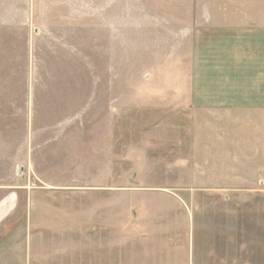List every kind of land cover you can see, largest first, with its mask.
Segmentation results:
<instances>
[{
  "label": "rangeland",
  "instance_id": "1",
  "mask_svg": "<svg viewBox=\"0 0 264 264\" xmlns=\"http://www.w3.org/2000/svg\"><path fill=\"white\" fill-rule=\"evenodd\" d=\"M209 1L0 0V189L17 202L5 235L23 249L33 234L37 264L104 248L121 262L153 250L139 243L149 233L193 243L189 212L203 224L221 203L232 229L264 239L257 127L174 97L188 89L194 17ZM263 3L225 0L245 12Z\"/></svg>",
  "mask_w": 264,
  "mask_h": 264
},
{
  "label": "crops",
  "instance_id": "2",
  "mask_svg": "<svg viewBox=\"0 0 264 264\" xmlns=\"http://www.w3.org/2000/svg\"><path fill=\"white\" fill-rule=\"evenodd\" d=\"M209 3L206 13L197 11L194 17L188 89L186 94L180 91L174 97L198 114H219L222 118L236 114L240 121L247 117L257 127L254 129L258 136L264 139V126H261L264 124V5L256 12H245L234 4L229 7L225 0ZM4 195L0 189V264H37L41 255L32 249L33 234L25 236L23 249L14 237L6 239L5 233L12 227L7 222L16 211L17 202L14 197ZM217 206L220 207L209 208L213 212L205 215L203 224L196 214L189 212L190 222L193 219L201 232L193 238V243L191 237L184 238L181 234L176 238L177 230L166 240L165 233L158 231L163 232L167 226L160 225L154 229L158 233L143 234L139 240L153 245V250L125 251L121 262L116 251L109 248L89 253L78 251L76 264H264V239L239 232V228L232 229L237 223H231L228 212H223L229 210L228 204ZM250 241L254 244H245ZM6 242H11L8 248ZM136 243L133 240L130 245L139 247ZM52 254L45 256L50 260L61 259L57 262L68 257V253L62 257Z\"/></svg>",
  "mask_w": 264,
  "mask_h": 264
}]
</instances>
